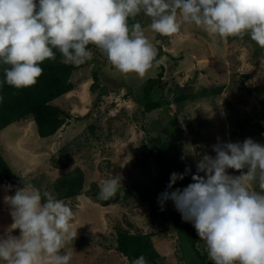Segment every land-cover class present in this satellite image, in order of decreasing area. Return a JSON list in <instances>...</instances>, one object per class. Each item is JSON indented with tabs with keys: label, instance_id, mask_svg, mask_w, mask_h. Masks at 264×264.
Returning a JSON list of instances; mask_svg holds the SVG:
<instances>
[{
	"label": "rangeland",
	"instance_id": "374dc122",
	"mask_svg": "<svg viewBox=\"0 0 264 264\" xmlns=\"http://www.w3.org/2000/svg\"><path fill=\"white\" fill-rule=\"evenodd\" d=\"M177 19L181 21V28L171 36L154 33L148 26L144 28L146 37L157 51L159 65L166 70L164 83L169 82L166 88L205 93L224 86L221 94H203L181 109L172 105L169 110L170 107L163 104L161 110L143 117V86L149 79L157 77L160 68L154 66L146 78L140 79L134 73L121 74L102 54L105 59L97 58L98 62L74 73L72 81L76 90L54 101L55 105L68 111L71 118L53 137L41 139L32 117L0 132V151L4 159L20 177L38 182L37 189L55 194L53 184L58 178L76 167L84 171V194L64 201L73 209L72 225L77 229L76 238L62 249V254L71 252L70 264H129L127 258L114 249L115 227L119 225L131 233L156 234L153 238L155 247L166 263L191 264L194 260L187 243L182 245L176 230L162 234V225H167L162 221L158 204L162 192L156 193L154 208L152 202L142 200L103 206L98 199L85 193L93 190L94 183L100 189L105 179L119 175L121 186L136 187L138 195L143 193L145 186L157 190L155 181L165 174V168L156 156L149 158L143 154L145 148L147 151L153 149L151 138L159 140L164 152L161 160L171 163L173 172L184 173L186 168H191V173L177 181L176 188H184L192 182L196 163L204 154L215 156L212 146L218 138L221 142L241 143L252 138L264 144V49L249 37L248 40H222L194 24L183 22L179 13ZM259 50L263 54L257 55ZM94 71L99 73L106 94L91 90ZM168 89L164 92V100H171L174 95ZM153 97L161 100L159 94ZM174 115L183 129L182 134L173 124ZM90 121L95 125L93 132L88 126ZM202 121L205 123L200 126ZM143 122L147 130L141 126ZM188 123L199 129V137L203 140L200 144L194 143V136L186 128ZM172 126L175 140L167 129ZM69 143L71 162L66 168H56L52 160ZM176 164L179 170H176ZM227 171L233 176L241 174L233 169ZM17 188L21 187L11 186L8 191L7 186H0V235L13 223L3 197L14 195ZM250 189L257 190L255 185ZM168 204V201L164 204L165 216ZM178 217L181 222L193 226L184 221L180 213ZM19 234L18 229L12 231L14 236ZM198 246L206 252L204 241L199 240ZM209 264L213 262L209 261Z\"/></svg>",
	"mask_w": 264,
	"mask_h": 264
},
{
	"label": "clouds",
	"instance_id": "9594fccd",
	"mask_svg": "<svg viewBox=\"0 0 264 264\" xmlns=\"http://www.w3.org/2000/svg\"><path fill=\"white\" fill-rule=\"evenodd\" d=\"M141 12L150 18L148 28L160 35L179 32V13L183 22L210 36H248L264 49V0H0V89L5 84L34 86L43 75L41 64L54 61L57 51L63 64L80 66L93 58L89 45L121 74L146 78L158 61L141 23L129 24ZM212 150L214 157L204 154L197 161L186 187L172 190L191 168L171 173L167 189L158 196L161 211L165 202H173L205 242L213 264H264V144L252 138L242 143L218 138ZM228 169L241 174L230 175ZM121 180L120 175L105 179L99 198L115 196ZM3 201L13 223L0 235V262L70 264L71 252L62 254V249L76 238L77 229L73 209L64 200L24 184ZM15 229L19 236L12 235ZM131 264L148 262L141 255Z\"/></svg>",
	"mask_w": 264,
	"mask_h": 264
},
{
	"label": "trees",
	"instance_id": "16d2710c",
	"mask_svg": "<svg viewBox=\"0 0 264 264\" xmlns=\"http://www.w3.org/2000/svg\"><path fill=\"white\" fill-rule=\"evenodd\" d=\"M140 22L142 27L145 28L150 24V18L141 12L136 18L135 21L130 19L129 24L134 22ZM236 39H240L237 37H229L230 41H234ZM245 40H248V36L244 37ZM89 50L94 52V58L92 60L87 61L86 63L75 66L71 64H63L61 62V55L57 51L56 59L46 60L41 64L43 68V75L39 77L37 83L28 88L23 89H15L8 85H4L2 89H0V96H3L2 102H0V132L10 125L20 122L22 120H26L29 117H32L36 127L38 136L41 139H48L53 137L64 125H66L71 118V115L68 111H65L60 106L54 104V101L58 98L65 96L66 94L73 92L76 90V86L72 81V77L75 72L84 68L88 64H93L98 62L97 58L103 57L102 53L94 46L89 45ZM55 51V50H54ZM257 55L263 54V51L259 50L256 53ZM105 59V57H103ZM158 61V67L160 68V72L157 74L156 78L149 79L146 84L143 86V97L142 103L144 110L142 111V116L145 117L147 113L153 112L154 110H161L163 104H166L167 107H170L171 110L172 105H176L178 108H184L187 103L196 101L203 94H214L219 95L225 89L224 86L213 89L212 91H207L205 93H193L186 92L182 89H174L166 88L169 87V82L164 83L165 78L164 74L166 70L163 66L159 65V58L156 57ZM102 61V60H99ZM93 84L91 86V90L93 93H97L101 91V93L106 94V87L101 85L100 75L97 71L93 72ZM245 78H250L245 76ZM0 79H3V71L2 67H0ZM178 85L175 83V87ZM174 92L171 100H164L163 95L164 92ZM159 94L161 96V100L157 101L154 99V95ZM168 109V108H167ZM174 120V126L178 130L180 134H182L183 129L181 128L177 116L174 115L172 117ZM90 121L88 126L89 129L93 132L95 130V125ZM205 122L202 121L200 126H203ZM145 122L141 123V126L145 128ZM239 126L241 124L238 122ZM173 127V126H172ZM167 128L169 131V136L173 138L175 134V128ZM190 130L192 136H194V143L200 144L203 140L199 137V129L194 128L191 123H188L187 127ZM147 130V129H146ZM149 134L150 132L147 131ZM238 134V133H236ZM175 140V137L173 138ZM150 144L153 149L147 151H143V154L146 157L156 156L161 165L165 168V174H163L160 178H158L156 183V189H153L150 186L143 187V193H136V187H119L115 196L108 200H102L99 198L100 189L98 185L94 183L93 190L87 191L85 193L91 195L99 200V202L103 206H109L111 204L117 203H128V202H137V201H149L154 204L156 201V193L163 192L167 189V185L170 180V175L173 173V169H171V163L168 161H163L161 158L164 155L163 150L161 149V145L159 144V140L156 138L150 139ZM0 151V186H20L23 187L25 185H31L33 187H39L40 185L35 180H26L17 174L14 169L8 164V162L4 159L3 155ZM72 160L70 143L62 147L59 151L58 156H56L52 162L56 168H66ZM178 164V163H177ZM176 164V170H179ZM86 185V177L84 171L80 167L74 168L72 171L66 173L65 175L58 178L54 184L53 188L55 191V195L58 199H62L64 201L75 198L79 195L84 194ZM176 187L173 186L174 190ZM41 192L43 189L39 188ZM258 191V188H257ZM168 214L165 216L163 211H161V218L164 223L167 225H162L163 230L162 234H166L170 230H176L180 235V240L182 245L187 243V247L189 248L191 254L194 257L193 261H190L191 264H209V257L207 254L206 247L203 252L199 246L198 241L200 240L194 226L181 222L178 215L179 212L176 211L174 204L172 201H168ZM153 208L156 204L152 205ZM154 212V211H153ZM152 214L154 215L155 213ZM159 213V212H158ZM116 232V245L114 249L127 258L129 264L143 255L148 264H171L166 263L163 255L156 249L153 238L156 236L154 233H131L130 230L123 228L122 226L115 227ZM189 261V259H187Z\"/></svg>",
	"mask_w": 264,
	"mask_h": 264
}]
</instances>
